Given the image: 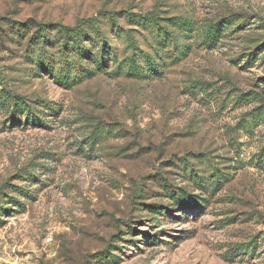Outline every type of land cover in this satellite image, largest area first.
<instances>
[{
  "label": "rangeland",
  "instance_id": "obj_1",
  "mask_svg": "<svg viewBox=\"0 0 264 264\" xmlns=\"http://www.w3.org/2000/svg\"><path fill=\"white\" fill-rule=\"evenodd\" d=\"M0 264H264V0H0Z\"/></svg>",
  "mask_w": 264,
  "mask_h": 264
},
{
  "label": "trees",
  "instance_id": "obj_2",
  "mask_svg": "<svg viewBox=\"0 0 264 264\" xmlns=\"http://www.w3.org/2000/svg\"><path fill=\"white\" fill-rule=\"evenodd\" d=\"M173 24L174 25H180L181 27L183 26V27L189 28V24L188 23H186V22L182 23V21L180 22L179 19H177V18H174ZM226 24H229V22H226ZM223 30H224V27L223 28H219V27L215 26V27L212 28L211 33L207 34V36H206L207 40L206 41H207L209 47H212L213 45H215L220 40V38L222 36L220 31H223ZM32 39L33 40H36L37 43H39V42L49 43V41L47 40V36L45 34H40L38 36V39H36V38L35 39L32 38ZM170 40H171V38H167L166 39L167 42L170 41ZM172 40H173V38H172ZM69 44H70L69 42L65 41V42H63V43H61L59 45V49L64 50L65 51V54L71 55L70 54ZM101 49L104 52L107 50L105 48V46H103ZM80 53H82V52H79L78 55H80ZM79 58L82 59L83 56L82 57L80 56ZM95 58H96L95 56H93L92 54L91 55L89 54L90 61L92 63H94V65L96 66V69H98L101 66L100 60H97ZM50 70L53 71V69H50ZM72 71H75L76 74H77V76H80V74H82V73H84L86 71V68H82V65L81 64H79V65H76L75 64V65H72L70 67V69H67L66 70V72H69V73H71ZM133 75L138 76L140 74L135 71V72H133ZM73 80H77V79L76 78H73ZM12 98H14V97H12ZM5 100H7V99H5ZM22 103H24V104H22ZM5 104H6V102H5ZM13 105L16 106V107H13V108H16V109L14 111H12L13 112L12 118L17 117L16 114H18V112L20 113V112H22L24 110H27V116L26 117L29 118V119H32L33 122H44L45 121L44 120L45 119L44 116L42 117V116H39V115H35L34 110L32 109L31 104H25V102H23V101L22 102L21 101L19 102L18 100H16L14 98ZM20 106H21L22 109H19ZM50 108H52V107H50Z\"/></svg>",
  "mask_w": 264,
  "mask_h": 264
}]
</instances>
